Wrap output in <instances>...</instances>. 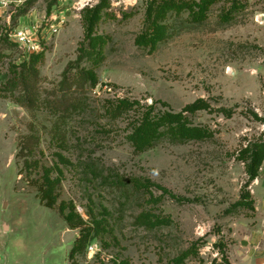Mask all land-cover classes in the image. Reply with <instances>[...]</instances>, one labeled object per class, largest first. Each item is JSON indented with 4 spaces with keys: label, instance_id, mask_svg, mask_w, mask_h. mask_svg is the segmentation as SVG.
I'll return each instance as SVG.
<instances>
[{
    "label": "rangeland",
    "instance_id": "1",
    "mask_svg": "<svg viewBox=\"0 0 264 264\" xmlns=\"http://www.w3.org/2000/svg\"><path fill=\"white\" fill-rule=\"evenodd\" d=\"M148 1L110 0L96 28L107 41L104 60L82 64L95 70L98 86L81 95L83 113L61 119L44 103L20 104V88L9 82L15 67L40 55V100L64 109L56 97L63 74L85 39L83 14L100 0H0V264H174L192 248L181 264H264V162L247 189L253 207L237 206L249 180L241 152L264 141V0H218L202 23L189 11L171 13L163 22L169 37L155 48L136 42L152 34ZM234 1L240 7L225 21ZM22 29L32 32L37 52L11 42ZM120 100L140 105L114 119L106 112ZM199 100L210 109L186 116L212 138L163 140L144 152L128 141L138 112L181 113ZM23 140L34 150L27 159L39 161L31 175L20 174ZM47 169L58 182L53 210L37 198ZM134 180L155 186L136 189ZM63 205L86 227L100 225L74 258L81 229L65 222ZM147 211L168 224L139 226Z\"/></svg>",
    "mask_w": 264,
    "mask_h": 264
},
{
    "label": "trees",
    "instance_id": "2",
    "mask_svg": "<svg viewBox=\"0 0 264 264\" xmlns=\"http://www.w3.org/2000/svg\"><path fill=\"white\" fill-rule=\"evenodd\" d=\"M217 1L218 0H199L186 2L184 0H149L147 29H152V34H142L137 38V44L155 48L159 42L167 39L169 37V28L167 25H163V22L167 20L171 13L180 15L183 11H189L192 21L196 23L206 21L211 7L216 4ZM234 2L231 10L223 16L225 21H229L231 12L237 11L240 7L239 3L236 1ZM110 7V0H100L97 6L87 8L83 14L85 39L81 42L77 60L70 64L63 74V80L60 84V93L62 97L56 96L57 98L64 99L66 103L64 109L58 108L59 101L57 100H52L51 103L50 100L47 103L40 100V94L38 92L39 70L37 68L40 55H32L30 62H24L21 66L15 67L13 71L14 76L10 80L8 87L11 89L16 87L20 88L19 95L16 98L20 104L28 109L35 110L40 108L41 105H43L42 103H44L46 109L48 108L49 111L52 109L51 113H56L61 119H66L75 113L79 114L85 111V107L83 108V104L80 102V97L81 95H85L86 92L96 88L99 83V78L93 68L83 67L82 64L86 61H92L95 66H98L99 63L104 60V49L107 41L106 38L96 35V28L105 14L104 11ZM11 42L19 47V44L14 40ZM0 58H2L1 53ZM18 68H21L20 72H17ZM139 105L138 102L120 100L111 103L106 113L112 118L118 119L129 112H135ZM209 109V105L204 100H199L193 105L187 106L181 113L166 112L163 114H154V107L149 106L145 108L143 112L137 113L139 116L133 119L131 123L132 132L127 139L136 152H144L152 149L163 140H169L179 144H185L191 141H205L212 138L213 133L206 128L193 126L186 114L194 115L199 111ZM33 138L34 137H32V139ZM27 141L28 140H23L21 142L18 158H25V166L21 169L20 174L27 172L28 175H31L34 170L38 169L39 161H30L27 159V157L34 152L33 147L29 145ZM241 158L246 165V173L249 180L245 190H243L242 200L237 206L253 207V202L250 201L251 194L247 189L250 184L258 178L259 171L263 165L264 141L251 145L243 150L241 152ZM42 181L43 183L38 187L37 198L42 205L53 210L59 200V194L57 193L58 182L52 180L48 169L45 171ZM116 183L123 186L126 185L122 180ZM133 186L136 189L142 187L148 190L149 187L155 186V184L149 181L134 180ZM162 192L165 195L169 194L171 198L178 201H187L175 196L167 189H162ZM152 198H154V196L150 194L149 200ZM60 214L71 229H81V237L76 241L70 253V257L74 258L76 255L84 252L89 242L99 234L100 225L97 222L93 228L86 227L84 219L75 212L74 208L71 212L66 213L64 205L61 207ZM160 221L161 222L154 220L148 211L142 212L136 218V223L139 226H145L147 228L155 227L158 223L168 224V220L164 218ZM196 250V248H192L191 251L184 253L183 256L175 260L174 264L184 263L187 257Z\"/></svg>",
    "mask_w": 264,
    "mask_h": 264
},
{
    "label": "built area",
    "instance_id": "3",
    "mask_svg": "<svg viewBox=\"0 0 264 264\" xmlns=\"http://www.w3.org/2000/svg\"><path fill=\"white\" fill-rule=\"evenodd\" d=\"M14 41L28 48L32 54L37 52L39 49V45L36 39L33 38L32 32L29 29H22L16 32L14 35Z\"/></svg>",
    "mask_w": 264,
    "mask_h": 264
},
{
    "label": "crops",
    "instance_id": "4",
    "mask_svg": "<svg viewBox=\"0 0 264 264\" xmlns=\"http://www.w3.org/2000/svg\"><path fill=\"white\" fill-rule=\"evenodd\" d=\"M10 228L9 227H7V228H5V231H4V233H8V232H10Z\"/></svg>",
    "mask_w": 264,
    "mask_h": 264
},
{
    "label": "water",
    "instance_id": "5",
    "mask_svg": "<svg viewBox=\"0 0 264 264\" xmlns=\"http://www.w3.org/2000/svg\"><path fill=\"white\" fill-rule=\"evenodd\" d=\"M6 207V206H5Z\"/></svg>",
    "mask_w": 264,
    "mask_h": 264
}]
</instances>
